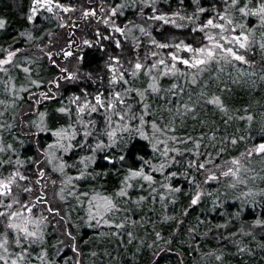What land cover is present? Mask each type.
<instances>
[{"label":"trees","instance_id":"16d2710c","mask_svg":"<svg viewBox=\"0 0 264 264\" xmlns=\"http://www.w3.org/2000/svg\"><path fill=\"white\" fill-rule=\"evenodd\" d=\"M33 1L0 0V55L35 47L51 54L50 35L56 28L54 23L43 25L39 17L29 22ZM52 1L72 6L78 0ZM151 2L136 0L146 12ZM235 2L169 0L160 7L164 14L211 9L223 13ZM260 2L241 1L235 12L250 25L260 15ZM108 4L119 6L121 11L124 8L120 0H95V9ZM124 14L118 15L117 24L123 23ZM133 16L135 13L129 20L134 21ZM210 18L211 14H200L203 21ZM163 29L150 30L149 38L157 43L171 39L193 48L204 44L199 32L170 33V28ZM105 30L89 35V44L79 50L77 73L81 77L77 82L59 86L62 74L51 64L20 93L18 108L33 99L39 102L35 109L32 103L35 113L30 109L23 112L27 116L14 123V133L12 125L1 119L0 172L6 173L2 162L10 159L9 153H17L13 160L23 164L19 170L27 179H37L42 169L38 171L34 165L54 144L57 133L63 135L71 123L72 109L65 108L64 103L99 95L102 104L112 105L113 111L120 107L121 98L127 105L121 125L130 128L121 139L109 143L108 128H103V134L100 130L104 124L100 113L93 125L95 137L83 139L78 131L71 130L72 137L60 151L61 161L67 168L81 160H89L90 165L68 173L79 177L65 198L60 225L49 223L42 242L28 249L22 264H264V197L256 201L247 190L240 193L230 177L205 184L199 168L202 162L208 168L246 157L262 142L264 130L258 129L264 128V85L244 89L231 82L218 83L207 92L210 106L206 113L194 105L189 95L193 78L180 65L175 67L170 83L147 77L139 87L125 92L124 85L111 81L109 64L114 59L134 61L135 56L141 58V51L136 54L132 47L122 44L118 49L115 38ZM74 41L77 46L78 39L74 37ZM130 70L123 72L124 79H130ZM16 81L23 83L21 75ZM97 110L102 111V107ZM39 113L44 116V130L26 125ZM262 185L264 188V181ZM200 192V199L194 203ZM240 194L243 199L237 201ZM88 206L92 207L89 213ZM65 229L70 236L66 242L58 232ZM0 264H4L2 260Z\"/></svg>","mask_w":264,"mask_h":264},{"label":"rangeland","instance_id":"374dc122","mask_svg":"<svg viewBox=\"0 0 264 264\" xmlns=\"http://www.w3.org/2000/svg\"><path fill=\"white\" fill-rule=\"evenodd\" d=\"M120 1L124 7L122 11L119 6L112 7L109 4L96 10L95 0H78L72 6L60 5L52 0L32 2L28 13L30 23L37 17L42 20L43 25L50 26L54 23L52 26L56 28V32L50 35L52 52L50 54L44 48L35 47L24 50L12 49L0 55V122L1 119L6 120L7 125H12L14 133V123H19L18 120L27 116H24L23 112L30 109L35 113V110H31L32 103L35 109L39 102H32L33 99L29 105L23 104L18 108L21 102L20 93L23 92L24 85L37 79L51 64H54L53 66L62 74V83L60 82L59 86L64 87L77 82L81 77L77 73L79 50L89 44L88 36L95 33L99 35L97 32L100 29H106V33L115 38L118 49L122 44L132 47L134 53L141 51V58L135 56L134 61L129 59V62L125 63L114 59L113 63L109 64L111 81L124 85L125 92L139 87L147 77L157 81L165 79L166 83H170L175 67L180 65L186 67L188 76L193 78L189 95L195 102L194 105L198 111L206 113L210 106L207 92L218 83L231 82L244 89L255 84L264 85V0H261L258 8L260 15L250 25L243 16L235 12L237 4L244 0L237 2L232 0L235 3L231 6L229 3L223 13L211 9L197 10L196 13L189 14L176 11L164 14L160 5L168 3L169 0H152L148 4L147 12L143 9L145 6L138 5L136 0ZM133 13H135L133 18L136 19L131 21L129 19ZM201 13L211 14V18L203 21L200 19ZM119 14H124L121 25L117 24ZM163 27L170 28V33L184 30L199 32L204 44L199 48H193L173 43L171 39L157 43L149 38L150 30L161 32L164 30ZM74 37L78 39L77 46L74 45ZM64 45L65 48H62ZM147 63H150L149 67H145ZM129 70L133 74L126 80L123 72ZM19 75L22 77V84L16 81ZM180 75L177 72V76ZM50 91L51 89L48 92ZM119 101L120 107H114L117 111H113L112 105H103L99 95H94L90 99L87 96L76 97L64 103L65 108L72 109L69 113L72 125L70 122L67 124V130L63 131V135L57 133L54 144L34 165L38 171L42 169V174L39 173L37 179H27L23 171L19 170L23 164L16 159L13 160L14 157H18L17 153H15L17 156L9 153V156L12 155L10 159L6 163L2 162L7 168L5 174H2L4 170L0 172V260L4 264H22L28 249L42 242L49 223L54 221L55 226L60 225L65 210V198L79 177L68 173L77 169H87L90 165L89 160H81L67 168L61 161L60 151L68 138L72 137V131H78L83 139L89 138L90 135L95 137L93 125L96 118L101 117L99 113L104 115V124L100 130L103 134V128H108L106 132L109 143L121 139L122 133L130 128L127 124L125 127L121 125L127 105L122 98ZM98 107H102V111H98ZM66 120L68 121L67 118ZM26 125L32 126L35 130H44V116L41 113L35 114ZM258 130H264L263 126ZM258 135L262 136L261 132ZM110 145L105 146L108 148ZM251 150L252 153L246 157L236 158L221 165L213 164L204 168L206 164L200 163L202 182L215 184L218 179L230 177L233 179V186L240 193L248 191L251 199L256 201L263 198L264 139ZM254 154L256 156L253 158ZM201 194L202 192L196 195L194 203L200 199ZM21 197L24 200H21ZM239 199H243L241 194L237 201ZM90 208L92 207L86 208L88 213L92 211ZM58 232L63 236L62 241L70 239L66 229L64 232L61 230Z\"/></svg>","mask_w":264,"mask_h":264}]
</instances>
